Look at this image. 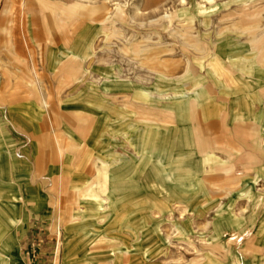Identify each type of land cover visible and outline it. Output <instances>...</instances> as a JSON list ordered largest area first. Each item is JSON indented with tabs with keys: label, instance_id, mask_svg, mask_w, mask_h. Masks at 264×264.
Returning <instances> with one entry per match:
<instances>
[{
	"label": "rangeland",
	"instance_id": "1",
	"mask_svg": "<svg viewBox=\"0 0 264 264\" xmlns=\"http://www.w3.org/2000/svg\"><path fill=\"white\" fill-rule=\"evenodd\" d=\"M46 2L0 26V264H264V138L228 121L264 108V0Z\"/></svg>",
	"mask_w": 264,
	"mask_h": 264
},
{
	"label": "crops",
	"instance_id": "2",
	"mask_svg": "<svg viewBox=\"0 0 264 264\" xmlns=\"http://www.w3.org/2000/svg\"><path fill=\"white\" fill-rule=\"evenodd\" d=\"M25 13L26 16V23L31 22L36 24L40 28L44 29H57L60 27V16L57 15L56 10L53 9L49 3L46 2V0H0V26L2 25L3 21L7 20V22H10L11 26L8 28V33H10L9 40H6L8 43H16V37L17 31H19L20 24L19 19L23 16ZM6 14H9L8 17ZM37 14H41L40 18L33 17ZM31 16V17H30ZM59 18V19H58ZM256 82H253L252 80H247L243 85L244 87L239 88V91L243 92H249L252 91L254 88ZM257 85V84H256ZM258 96L260 99V103L264 106V91H259ZM235 114L231 115L230 119L228 121H233L236 119V123L234 124V129L236 130V136L244 143L249 144L254 143L257 139V132H261L264 134V108L261 109L259 112H254L252 109V103L249 101V98L245 95H241L237 97L235 100ZM259 134L260 137L264 135ZM224 139H227L228 141L232 140L231 135L228 133L227 126L224 127L223 130ZM148 134L145 130H141L139 134L140 140L143 142L142 145H146V147H152L151 138H147ZM259 137V136H258ZM182 139L185 142H188V137L186 135H182ZM145 147V148H146ZM149 148V149H150ZM163 148V147H162ZM166 148H164L165 151ZM152 154L157 155V146L151 148ZM209 159L206 157L205 160ZM154 163H157L156 161H153ZM179 163H185L184 160L179 161ZM153 170L157 171V165L153 164ZM190 168L197 172L196 166H190ZM185 169V168H184ZM119 171V169H115ZM106 178H119L118 175H116V172L114 174H106ZM94 200L96 202H102L103 199L100 196L93 195ZM0 220L3 222V224L8 225H16L18 222H20L17 218L5 214L3 211H0ZM138 221V219H137ZM21 225V222H20ZM23 225H26V222H23ZM136 225V224H135ZM24 227V226H23ZM39 226L32 224L31 230H26L24 234V238L22 239V244L24 248V254L26 257H32L33 256V248L29 247V237L34 238V235L38 232ZM22 236V235H21ZM15 238V237H14ZM76 241L79 243L80 239L76 238ZM11 243H13L12 237L5 240L4 243V249L5 251H10ZM46 244H48V241H46ZM120 243H115V249L119 250ZM56 258L52 262V264H56Z\"/></svg>",
	"mask_w": 264,
	"mask_h": 264
}]
</instances>
